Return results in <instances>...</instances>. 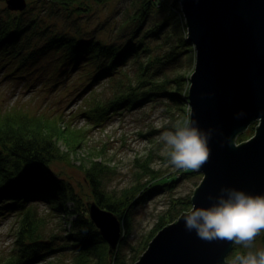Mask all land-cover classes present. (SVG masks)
<instances>
[{
	"label": "rangeland",
	"instance_id": "obj_1",
	"mask_svg": "<svg viewBox=\"0 0 264 264\" xmlns=\"http://www.w3.org/2000/svg\"><path fill=\"white\" fill-rule=\"evenodd\" d=\"M46 1L48 0H26L27 4L24 8L27 9L26 14L28 16L36 13L43 15L46 10L51 16H45V23L51 29L70 33L79 30L78 34L84 38L92 36L106 43L128 37L130 28L134 25L129 18L136 13L134 10L143 0H84L90 7L86 6L80 10L79 20H77L79 27L70 23L71 20L68 19L66 13L68 10L58 11L59 8L47 7L45 6ZM171 2L172 0H166V3L162 2L159 7H154L145 20L143 28L151 27L156 22L165 24L160 28V39L148 34L142 38L148 50L144 51L139 58L145 63V59L157 53L160 57L162 56L161 66L158 65L160 78L172 79L178 72H188L187 78H189L194 68L193 43L190 42L189 50H183L173 59H165H169L170 54L163 56L164 48H169L171 42L175 43L179 29L183 27L184 37L187 36L180 2L178 1L180 13L169 14L168 9L163 8V6L171 5ZM5 8L20 11L8 8L6 0H0V14ZM143 28L138 31V35L145 30ZM164 33H167L168 37L163 41ZM176 47L173 49L176 50ZM61 53L62 49H49L32 63H26L23 70L25 75L15 79L11 76H3L2 71L5 65H0V112L11 114L20 112L22 116L32 119L40 115L47 119L62 118L58 125L60 130L54 128L56 131L53 133L56 135L54 139L57 138L58 145L67 157L55 160L50 168L54 174L69 182L86 203L92 200L90 182L86 172V168L90 167L92 161H99L103 166L102 184L109 193L119 194L120 191L128 189L136 182L146 181L149 177V173L144 170L146 164L156 171L160 179L165 177L163 179L165 180L170 174L176 176L171 186H163L160 190L150 193L149 197L146 196L147 198L140 197L132 200L134 205L131 207L129 218L130 230L126 234L122 228L120 237L122 239L125 234L120 249L125 253L128 261H131L133 254L139 257L147 247L151 237L147 244H143L145 238L150 236L149 233H156L160 229L156 228L161 219L160 216H166L164 213L169 208L171 199L189 195L191 201L193 191L203 177L200 171L187 172L184 169L171 167L163 154V145L158 139L160 132L164 130L158 125L167 122V126L170 127L177 120H182L189 115L190 106L187 100H183L181 104L183 109L176 108L173 102L167 104V97L161 93L145 103L141 102L114 110L113 114L102 119L100 123H96L88 118L86 112L96 101L106 99L116 91V86H119L117 79L126 82L136 78L139 65L132 61L133 58L129 59L125 64L119 65V71L110 77L104 76L98 79L92 83L93 85L86 86L84 90L81 86L86 84V79L77 71L70 72L62 80L59 79L56 84L51 85L53 79L56 78H52L51 73L59 72L62 68L55 70L54 67L58 64L56 62L53 64V61L59 59L60 62H64ZM168 84L169 88L173 86L171 80ZM256 124L257 121L251 127L253 129L251 131V128L247 129L250 123L244 131L237 135L235 140L239 142V139L245 140L251 137ZM71 137H74L75 142ZM26 204L33 207L36 218L44 223L43 230L40 229L41 233L58 231L61 234L64 232V227L68 225L65 222L68 216L66 212L54 210L45 200H31ZM71 204V201L66 203L69 207ZM19 214L16 211L6 213L5 210L0 213V264H6L9 259L8 255L16 244L15 234L19 225L18 219L21 218ZM179 215L180 213H175L174 220ZM73 217L74 214H69V218ZM255 248H264V240L260 235L256 237ZM243 251L245 250L240 246H235L228 258L231 259ZM71 257L72 253L67 250L58 251L57 254L50 253L45 259L33 260L28 264H49V260L55 264H62L64 261L68 264Z\"/></svg>",
	"mask_w": 264,
	"mask_h": 264
},
{
	"label": "trees",
	"instance_id": "obj_2",
	"mask_svg": "<svg viewBox=\"0 0 264 264\" xmlns=\"http://www.w3.org/2000/svg\"><path fill=\"white\" fill-rule=\"evenodd\" d=\"M46 2L45 6L52 9L68 10L66 12L68 19L76 27L80 26L77 21L80 10L86 6L90 7L84 0H48ZM162 2L166 3V0L141 1L134 10L136 13L129 18L134 25L130 28L128 37L106 43L92 36L84 38L78 34L79 30L70 33L51 29L45 23V16L50 15L46 10L43 15L36 13L28 16L25 12L27 9L12 11L5 8L0 14V65H5L2 74L14 79L24 76L23 70L26 63H32L49 49H62L61 55L64 57V62H60L59 59L53 61V64L55 62L58 64L54 67L55 70L62 68L59 72L51 73L52 78L56 77L51 85L56 84L59 79L62 80L70 72L77 71L86 79V84L81 86L84 90L86 86L93 85L92 83L98 79L104 76L110 77L120 70L119 65L133 58L132 61L139 65L136 78L126 82L117 79L119 86H116V91L106 99L96 101L86 112L88 118L100 123L102 119L113 114L114 110L145 103L161 93L167 97V104L173 102L176 108L183 109L181 104L186 101L188 92V72H178L172 79L160 78L158 65L162 62V56L153 54L151 58L145 59V63L139 58L144 51L148 50L142 39L146 34L160 39V28L165 24L164 22H156L151 27L145 28L143 24L152 9L162 5ZM163 8L168 9L169 14L180 13L177 0H172L171 5L163 6ZM142 28L145 30L138 35V31ZM184 33L182 27L175 37V43L171 42L169 48H164L163 56L168 54L171 56L169 59L165 58L166 60L173 59L183 50L190 49V41L184 37ZM163 36V41L167 40L168 34L164 33ZM174 47L177 49H173ZM170 80L173 83L171 88L168 84ZM61 120V117L47 119L40 115L32 119L22 116L20 112L12 114L0 112V213L2 210L6 213L16 211L21 215L15 234L16 244L8 255L6 264H28L33 260L45 259L50 253L57 254L58 251L65 250L72 253L68 264H132L138 257L133 254L131 261H128L125 253L120 249L125 234L120 239V244L110 253L107 241L89 217L86 201L69 182L54 174L50 168L55 160L67 157L58 145L57 138L54 139L56 135L53 133L56 131L54 128L59 129ZM255 122L253 121L247 129L250 130ZM251 131H253L252 128ZM71 138L75 142L74 137ZM148 168L150 167L146 164L144 170L149 173L146 181L136 182L128 189L120 191L119 194L109 193L105 189L101 178L103 166L99 161H92L90 167L86 168L92 200L113 211L118 219H121L122 228L126 234L130 230L129 218L131 207L134 205L132 200L140 197L147 198L146 196L149 197L153 191L160 190L166 185L171 186V182L176 180L174 174L168 175L165 180H163L165 177L160 179L154 169L148 170ZM31 200H45L54 210L66 212L68 216L65 222L68 225L64 227V232L41 233L40 229L43 228L44 223L36 218L33 207L26 204ZM68 201L72 202L70 207L66 205ZM190 205L189 195L183 198H172L169 208L165 210L166 216H160L157 230L174 220L175 213H181ZM69 214H74V217L69 218ZM154 234V232L149 233L150 236L145 238L143 245L147 244ZM48 262L55 264L51 263V260ZM65 262L62 264H66Z\"/></svg>",
	"mask_w": 264,
	"mask_h": 264
},
{
	"label": "water",
	"instance_id": "obj_3",
	"mask_svg": "<svg viewBox=\"0 0 264 264\" xmlns=\"http://www.w3.org/2000/svg\"><path fill=\"white\" fill-rule=\"evenodd\" d=\"M178 1L186 37L195 49L186 99L189 113L201 130H217L192 204L210 206L208 197L215 198L222 188L264 195V0ZM6 4L21 10L27 3ZM241 111L244 116L236 118ZM253 121L257 124L251 137L236 141ZM87 208L111 253L121 237V219L95 200ZM180 215L154 234L133 264H228L225 255L233 244L198 239L195 231L185 230Z\"/></svg>",
	"mask_w": 264,
	"mask_h": 264
},
{
	"label": "clouds",
	"instance_id": "obj_4",
	"mask_svg": "<svg viewBox=\"0 0 264 264\" xmlns=\"http://www.w3.org/2000/svg\"><path fill=\"white\" fill-rule=\"evenodd\" d=\"M235 116L241 118L244 113L241 111ZM158 127L164 129L158 139L171 167L199 171L209 162V141L216 129L201 130L191 113L170 127L167 122ZM208 198L213 201L210 206L192 204L181 213L185 230L195 231L202 241L222 240L245 250L236 254L228 264H264V248H255L256 237L264 233V195L222 188L218 196Z\"/></svg>",
	"mask_w": 264,
	"mask_h": 264
},
{
	"label": "flooded vegetation",
	"instance_id": "obj_5",
	"mask_svg": "<svg viewBox=\"0 0 264 264\" xmlns=\"http://www.w3.org/2000/svg\"><path fill=\"white\" fill-rule=\"evenodd\" d=\"M260 236H261V238L264 240V233H261ZM235 246H236V245H232L230 251L227 253V255H225V259H226V260H231V259H232L231 257H230L231 259H229V258H228V257H229L228 255H229V253L234 249ZM235 251H237V250H235Z\"/></svg>",
	"mask_w": 264,
	"mask_h": 264
}]
</instances>
